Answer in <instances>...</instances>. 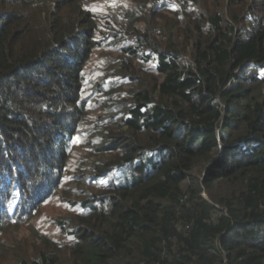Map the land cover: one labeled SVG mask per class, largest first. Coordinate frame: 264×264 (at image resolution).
<instances>
[{"label":"trees","instance_id":"16d2710c","mask_svg":"<svg viewBox=\"0 0 264 264\" xmlns=\"http://www.w3.org/2000/svg\"><path fill=\"white\" fill-rule=\"evenodd\" d=\"M102 1L0 0V236L59 191L76 209L66 246L43 238L17 264H264V0L231 21L178 0L187 16L161 36L159 0L122 16ZM124 28L118 66L138 89L95 84L112 105L96 125L117 129L92 132L87 66ZM81 136L105 159L77 179L89 198L64 180Z\"/></svg>","mask_w":264,"mask_h":264},{"label":"rangeland","instance_id":"374dc122","mask_svg":"<svg viewBox=\"0 0 264 264\" xmlns=\"http://www.w3.org/2000/svg\"><path fill=\"white\" fill-rule=\"evenodd\" d=\"M180 1V0H179ZM182 1V0H181ZM185 2V0H183ZM259 1V0H257ZM160 3V18L157 20V25H154L153 28L160 30V36L162 33L164 35L167 31L171 30L177 21H182L184 17L187 16L185 9L180 8L178 0H159ZM135 0H104L101 2L100 10L101 12H108L114 16H122V11L125 8L134 7ZM178 5V6H177ZM261 5L255 4L254 0H198V8L200 11H203L206 14H223L226 19H232V16H239L242 19H245L246 15H249V11L252 8H259ZM172 9V11L166 12L165 9ZM173 8L176 10H182L180 15L173 14ZM180 8V9H179ZM195 10V9H194ZM106 13L110 16L109 13ZM255 14H258L259 11L253 10ZM179 13V12H176ZM251 14V11H250ZM184 15V17L182 16ZM249 19V18H246ZM112 20V21H111ZM118 21H120L118 19ZM108 24L111 27H119V22H116L113 19H108ZM142 27H146V24ZM118 33V35H117ZM130 30L124 28L122 31L117 30L113 35H109L107 32L105 34L107 40V47L95 51L92 56L91 61L87 66V87L86 94L90 98L89 108V121L87 129L94 132V127H102L108 130H116L117 127L115 124L106 120L105 124L102 125L97 123V118L104 116L108 118L107 99L104 94L96 93L95 94V84L101 82L103 79L107 80V85L112 83H117V87L114 90V95L112 98L122 101V99H129L134 91H137V85L131 83L130 78L126 79L123 74L124 70L120 69L118 66V59L122 58V46L128 45L133 46L134 37L129 35ZM180 46L185 45V39L182 38L180 41ZM110 45H113L112 47ZM133 68H130L134 73L135 68L139 71H147L154 77L158 76V73L154 70V63L150 62V66L143 64L142 60L136 61L134 64H130ZM141 74L140 72H138ZM143 75V73L141 74ZM118 95V96H117ZM96 125V126H95ZM97 127V128H98ZM110 128V129H109ZM90 141L85 136L79 138V143L75 148V152L69 159L70 161L67 164V176L64 178L65 185L72 187L79 186V189L82 191L81 196L83 198H89L93 194L99 193V190L92 186H83L79 180H85L91 182L89 176L94 174L93 168L98 167L99 162L103 163L105 159H102L91 151H88V145ZM77 180V182H75ZM50 200H48L32 217L30 222L23 225L12 223L9 228L0 236V264H17L16 255H33L34 251L40 247L41 241L43 238L50 239L59 243L61 246H66L69 238L60 228L58 223L61 220L71 219L76 214V209L71 207L68 202L62 200V192L59 191L57 195H54Z\"/></svg>","mask_w":264,"mask_h":264}]
</instances>
